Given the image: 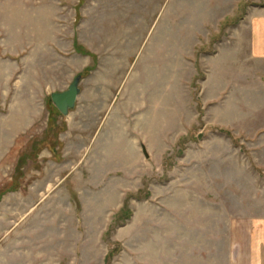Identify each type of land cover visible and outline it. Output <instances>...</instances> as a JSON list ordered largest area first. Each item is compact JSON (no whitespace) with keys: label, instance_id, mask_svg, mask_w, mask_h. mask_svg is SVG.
<instances>
[{"label":"rangeland","instance_id":"obj_1","mask_svg":"<svg viewBox=\"0 0 264 264\" xmlns=\"http://www.w3.org/2000/svg\"><path fill=\"white\" fill-rule=\"evenodd\" d=\"M263 27L264 0H0V264H247Z\"/></svg>","mask_w":264,"mask_h":264},{"label":"crops","instance_id":"obj_2","mask_svg":"<svg viewBox=\"0 0 264 264\" xmlns=\"http://www.w3.org/2000/svg\"><path fill=\"white\" fill-rule=\"evenodd\" d=\"M251 28V27H250ZM250 60H264V27L256 37L251 36L250 39ZM248 256L246 259L247 264H264V234L253 235L250 239ZM15 254V255H14ZM13 257L25 258V263L28 264V254L22 250L14 251ZM23 264V260L20 262Z\"/></svg>","mask_w":264,"mask_h":264},{"label":"water","instance_id":"obj_3","mask_svg":"<svg viewBox=\"0 0 264 264\" xmlns=\"http://www.w3.org/2000/svg\"><path fill=\"white\" fill-rule=\"evenodd\" d=\"M81 75L76 76L67 90L62 92H53L50 94L54 106L63 116H68L70 111L74 110L80 95ZM144 155L148 157L147 151L143 148Z\"/></svg>","mask_w":264,"mask_h":264},{"label":"trees","instance_id":"obj_4","mask_svg":"<svg viewBox=\"0 0 264 264\" xmlns=\"http://www.w3.org/2000/svg\"><path fill=\"white\" fill-rule=\"evenodd\" d=\"M74 48L75 50L78 52V53H82V54H87V55H92L89 51H87L84 47H82L81 45H79L77 42L74 43ZM94 56V55H92ZM95 69V65L93 67H88L84 70V74H88L90 71L94 70ZM51 99V97H50ZM55 110L58 111V109L55 107ZM59 112V111H58ZM40 149H38L36 146L33 148L32 152H30L29 154H24L20 157V161L18 162L17 164V172H18V175L21 176L23 175V167L27 165V163L29 161H36L37 157L39 156V151ZM52 151L54 152V156H56L55 154V147H53ZM19 188L18 184H16L14 187L10 188L9 190H12V191H15ZM9 190H6V192H8ZM4 192V193H6ZM3 195V193H2ZM0 195V198L1 196ZM122 212L123 213H127V219L128 217H130V210H129V205H128V202L125 203L124 205V209H122ZM122 219V217H118V221H120ZM124 221V220H123ZM113 254V251H111V253L108 254V256H111Z\"/></svg>","mask_w":264,"mask_h":264}]
</instances>
